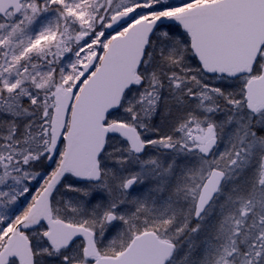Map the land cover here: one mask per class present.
I'll return each instance as SVG.
<instances>
[{
    "label": "snow or ice",
    "instance_id": "snow-or-ice-1",
    "mask_svg": "<svg viewBox=\"0 0 264 264\" xmlns=\"http://www.w3.org/2000/svg\"><path fill=\"white\" fill-rule=\"evenodd\" d=\"M0 264H264V0H0Z\"/></svg>",
    "mask_w": 264,
    "mask_h": 264
}]
</instances>
